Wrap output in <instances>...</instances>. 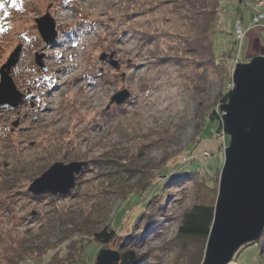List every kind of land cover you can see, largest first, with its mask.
<instances>
[{"label":"rangeland","instance_id":"374dc122","mask_svg":"<svg viewBox=\"0 0 264 264\" xmlns=\"http://www.w3.org/2000/svg\"><path fill=\"white\" fill-rule=\"evenodd\" d=\"M219 3L209 34L197 29L207 36L198 43L201 37L188 34L183 0H0V69L20 48L9 75L23 95L16 109L0 105V264L24 258V264H95L102 250L131 251L138 264H184L174 247L180 217L195 201L215 207L218 195L229 144L220 108L236 66L244 63L239 18L246 7L250 29H263L254 52L264 57V19L253 21L264 15L263 0ZM47 15L56 32L51 43L35 22ZM60 41L72 48L65 55L69 69L58 76L61 56L48 54ZM208 41L211 59L204 52ZM194 44L199 55L191 51ZM72 74L78 79L60 80ZM122 91L128 99L110 104ZM213 112L219 133V121L207 119ZM73 162L87 166L69 194L28 192L53 164ZM32 164L44 169L33 180ZM194 180L211 187L216 181L215 193L198 190ZM85 220L91 229L115 230L114 242L70 233L72 223ZM261 238L231 263L264 264Z\"/></svg>","mask_w":264,"mask_h":264},{"label":"water","instance_id":"95a60500","mask_svg":"<svg viewBox=\"0 0 264 264\" xmlns=\"http://www.w3.org/2000/svg\"><path fill=\"white\" fill-rule=\"evenodd\" d=\"M35 22L42 40L53 42L56 32L50 17ZM19 54L17 48L0 69V105L15 109L22 103L23 95L16 91L9 74ZM105 58L102 55L100 60ZM36 64L46 71L41 57H37ZM232 81L234 87L227 103L220 108L222 131L229 144L223 151L218 195L202 264H230L240 249L257 243L264 232V57L238 64ZM128 97V92H119L110 104L120 105ZM86 166L84 162L55 163L30 184L28 192L33 196H66ZM119 259L117 253L102 250L95 264H118Z\"/></svg>","mask_w":264,"mask_h":264},{"label":"trees","instance_id":"16d2710c","mask_svg":"<svg viewBox=\"0 0 264 264\" xmlns=\"http://www.w3.org/2000/svg\"><path fill=\"white\" fill-rule=\"evenodd\" d=\"M239 3H243L244 0H237ZM185 2V3H184ZM183 8H185L184 10H186L188 13L185 14L186 19L189 21V27L191 28L190 30H194V33L192 31V33H190L188 31V34L192 35L193 39H196L198 37H201L202 34H200V32L197 30L198 28H204L205 32L208 31L207 34H209V22L213 21V17L215 16L216 19V15L219 9V0H183V4H182ZM211 9V11H210ZM196 17H202L203 23L200 24L198 21L196 20ZM192 20V21H191ZM191 21V22H190ZM202 26V27H201ZM198 32V34H197ZM194 35V36H193ZM206 35L204 36V38H199L198 40H196V42L199 43V41L201 40H206ZM194 42V41H193ZM195 49L193 48V50H191L195 55H199V49L198 46H196L194 44ZM205 49L204 52L206 51L208 53V57L211 59L212 58V45L210 44V42H206L205 45ZM198 59H200L199 56H197ZM228 99V94H226L223 98V103L227 102ZM208 112V111H207ZM200 113V112H199ZM205 119V115L204 118ZM207 119L210 121H219L218 124V130L217 132L219 133L220 128H221V122L219 119V115L215 114L214 112L211 114L207 113ZM199 136V135H198ZM221 149V147L219 148ZM33 168H31V174L32 176H30V179L33 180L35 179L39 174L42 173V171L44 169H42V164L40 165H35L32 164ZM191 174H193L196 169H191L189 170ZM219 169H216V171L214 172V174L216 172H218ZM188 173V175H189ZM190 174V175H191ZM197 182V180H194V182ZM209 182L203 181V182H197V184H195L197 186L198 190H201L200 188H204L206 187L208 189L209 193L214 194L215 193V187H216V181L215 184L211 187L208 184ZM213 212H214V203H207V204H198L196 201L192 204V206L188 209H186L181 217H180V224H179V228H178V233H177V238L174 242V247H177V249L180 250V255L178 254V257H181L184 264H200L202 261V253H203V249L204 246L207 242L208 239V235L210 232V227L212 224V220H213ZM54 226V225H53ZM70 229V228H69ZM89 229V230H87ZM91 227L89 226V222L87 220L82 221L80 223H72L71 226V234H78L80 236H89L92 237L94 239V241L96 243L102 244V245H109L112 244L116 238V232L115 230H109L108 227H105L102 230H97V229H91ZM94 231V233L92 232ZM64 235V234H63ZM68 236V235H67ZM66 236V237H67ZM65 237V235L63 236ZM264 240V232L262 234V238ZM133 240V239H132ZM131 241V239H130ZM128 244H131V242ZM257 247L259 243H256ZM253 244V245H256ZM45 245V244H44ZM50 244H48V242L46 243V247H50ZM252 246V245H249ZM244 246L242 249L249 247ZM41 247V246H40ZM39 247V248H40ZM43 247V245H42ZM41 247V250L43 249ZM35 248L37 249V252H40L39 254H42V251H40V249L38 247L35 246ZM258 250H264L262 249V247L258 248ZM25 255V254H24ZM28 255V253L26 254ZM119 259V264H138L140 259L138 257H136V255L134 253H132L131 251L125 252L123 254H121ZM26 261V259H22V261L18 260L17 263L15 264H24L27 262H23ZM14 264V263H12Z\"/></svg>","mask_w":264,"mask_h":264},{"label":"crops","instance_id":"0c3cea01","mask_svg":"<svg viewBox=\"0 0 264 264\" xmlns=\"http://www.w3.org/2000/svg\"><path fill=\"white\" fill-rule=\"evenodd\" d=\"M264 2V0H263ZM254 2L249 4V6H253ZM249 9L245 11V9ZM244 8V11L242 10L241 15H240V20H241V28L245 32V37L242 40L241 43V53L243 54V57H240L241 62L246 63L249 62L252 58L259 56L256 54L254 51L256 48H260L261 41H260V31H262V27H258L257 29H250V18L252 17V10L249 7ZM263 13H264V7H263ZM264 28V21L261 23ZM262 51V50H261Z\"/></svg>","mask_w":264,"mask_h":264},{"label":"bare ground","instance_id":"6f19581e","mask_svg":"<svg viewBox=\"0 0 264 264\" xmlns=\"http://www.w3.org/2000/svg\"><path fill=\"white\" fill-rule=\"evenodd\" d=\"M240 6H242V5H240L239 4V7ZM71 42V40H69V43ZM67 44V42H65V41H60V42H57L55 45L57 46V50H55V51H53L52 53H49L48 55L50 56V55H59V56H61L60 57V63H59V65H60V68L59 69H63V70H67V69H69V67L68 66H66L65 65V62H66V58H65V55H68L66 52L67 51H69L72 47H69V48H67L65 45ZM60 71V70H58L57 71V75L59 76L61 73H63L64 71ZM73 71H74V69H73ZM72 71V72H73ZM59 72V73H58ZM61 72V73H60ZM65 74V73H64ZM58 76L55 78V80L57 81V79H58ZM72 79H74V80H77L78 78H75V75H70V76H65V77H63L62 79H60V80H62L63 82H67V81H70V80H72ZM61 83V82H60ZM59 83V84H60ZM55 86H58V84L57 85H55ZM78 91V90H77ZM247 248V247H246ZM246 248H244V249H240V251L239 252H243ZM231 264H234V263H231Z\"/></svg>","mask_w":264,"mask_h":264},{"label":"built area","instance_id":"2783aa9c","mask_svg":"<svg viewBox=\"0 0 264 264\" xmlns=\"http://www.w3.org/2000/svg\"><path fill=\"white\" fill-rule=\"evenodd\" d=\"M261 3L260 4H258V8L259 7H261ZM258 11V10H257ZM259 12V11H258ZM264 19V15L262 14L261 15V13L259 12V14H258V16L256 17V18H254V22H255V24H257V23H259L260 21H262ZM243 36V34H241V31H237V36H236V39H241V37Z\"/></svg>","mask_w":264,"mask_h":264},{"label":"snow or ice","instance_id":"6c2138e0","mask_svg":"<svg viewBox=\"0 0 264 264\" xmlns=\"http://www.w3.org/2000/svg\"><path fill=\"white\" fill-rule=\"evenodd\" d=\"M0 6H2V5H0ZM13 6L15 7V3H13Z\"/></svg>","mask_w":264,"mask_h":264}]
</instances>
